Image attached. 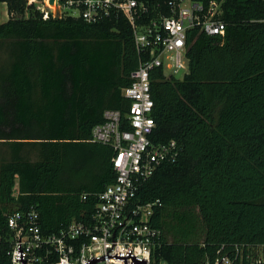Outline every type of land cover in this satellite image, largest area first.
Wrapping results in <instances>:
<instances>
[{"label":"trees","instance_id":"trees-1","mask_svg":"<svg viewBox=\"0 0 264 264\" xmlns=\"http://www.w3.org/2000/svg\"><path fill=\"white\" fill-rule=\"evenodd\" d=\"M0 264L6 216L33 207L41 231L87 221L112 184L111 147L90 142L106 110L128 112L121 94L138 67L122 16L88 24L43 18L27 0H0ZM225 34H187V73L150 74L155 144L177 156L139 186L160 230L155 262L203 264L221 246H264V0H225ZM86 195V199L82 196Z\"/></svg>","mask_w":264,"mask_h":264},{"label":"built area","instance_id":"built-area-1","mask_svg":"<svg viewBox=\"0 0 264 264\" xmlns=\"http://www.w3.org/2000/svg\"><path fill=\"white\" fill-rule=\"evenodd\" d=\"M43 18L69 16L94 24L122 16L131 26L139 57L132 82L121 94L128 112L106 110L103 123L91 130L90 142L112 148L116 173L112 184L95 195L89 220L71 221L57 233L41 231L33 207L13 210L6 216L10 235L9 264H166L155 262L160 230L150 221L156 202L138 204L136 192L160 165L176 159L174 141L155 145L150 74L164 77L187 72V34L198 30L207 36L225 34L222 5L225 0H27ZM86 199V195L82 196ZM203 264H264V246H221L216 257Z\"/></svg>","mask_w":264,"mask_h":264},{"label":"rangeland","instance_id":"rangeland-1","mask_svg":"<svg viewBox=\"0 0 264 264\" xmlns=\"http://www.w3.org/2000/svg\"><path fill=\"white\" fill-rule=\"evenodd\" d=\"M8 19L6 5L5 3H0V24L5 22ZM186 71H178L175 73H171V76L177 80H181Z\"/></svg>","mask_w":264,"mask_h":264},{"label":"water","instance_id":"water-1","mask_svg":"<svg viewBox=\"0 0 264 264\" xmlns=\"http://www.w3.org/2000/svg\"><path fill=\"white\" fill-rule=\"evenodd\" d=\"M52 3H53V0H50V1H49V4H52Z\"/></svg>","mask_w":264,"mask_h":264}]
</instances>
